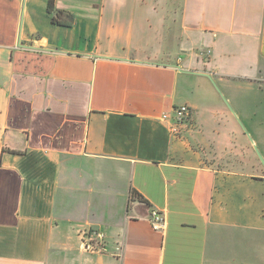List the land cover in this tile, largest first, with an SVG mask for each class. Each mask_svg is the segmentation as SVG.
<instances>
[{
	"label": "crops",
	"instance_id": "obj_1",
	"mask_svg": "<svg viewBox=\"0 0 264 264\" xmlns=\"http://www.w3.org/2000/svg\"><path fill=\"white\" fill-rule=\"evenodd\" d=\"M48 1L0 0V264H264V0Z\"/></svg>",
	"mask_w": 264,
	"mask_h": 264
},
{
	"label": "built area",
	"instance_id": "obj_2",
	"mask_svg": "<svg viewBox=\"0 0 264 264\" xmlns=\"http://www.w3.org/2000/svg\"><path fill=\"white\" fill-rule=\"evenodd\" d=\"M189 112V107L186 104H181L174 108L173 117L170 122L171 132L177 133L179 131L180 124L188 117ZM162 117L166 119L168 116L164 114ZM148 220L154 229L162 230L166 226V217L161 209L150 208Z\"/></svg>",
	"mask_w": 264,
	"mask_h": 264
},
{
	"label": "rangeland",
	"instance_id": "obj_3",
	"mask_svg": "<svg viewBox=\"0 0 264 264\" xmlns=\"http://www.w3.org/2000/svg\"><path fill=\"white\" fill-rule=\"evenodd\" d=\"M220 92V91H219ZM221 95V94H219ZM223 96V95H222ZM240 126H241V129L243 131V133L245 134V136H241L244 138V151L246 152H249V155L250 157H254L255 159H258L259 162L262 164L261 160H260V157L263 158L261 152H260V149L258 147V145H256L254 143V140L251 136V134L248 132V130L246 129V123L240 121Z\"/></svg>",
	"mask_w": 264,
	"mask_h": 264
},
{
	"label": "trees",
	"instance_id": "obj_4",
	"mask_svg": "<svg viewBox=\"0 0 264 264\" xmlns=\"http://www.w3.org/2000/svg\"><path fill=\"white\" fill-rule=\"evenodd\" d=\"M47 7H48V11L50 13H53L52 16H51V20H52L53 23L60 24V25H63V26H70L71 25L73 17L70 14H67L66 15L67 19L62 20L61 17H62L63 13H62V11H59V10L55 11L53 9L52 0L48 1ZM132 195H135V193H131V196ZM135 196H138V195H135Z\"/></svg>",
	"mask_w": 264,
	"mask_h": 264
},
{
	"label": "water",
	"instance_id": "obj_5",
	"mask_svg": "<svg viewBox=\"0 0 264 264\" xmlns=\"http://www.w3.org/2000/svg\"><path fill=\"white\" fill-rule=\"evenodd\" d=\"M260 160H261V162H262V164H263V166H264V160H263V158L260 157Z\"/></svg>",
	"mask_w": 264,
	"mask_h": 264
}]
</instances>
